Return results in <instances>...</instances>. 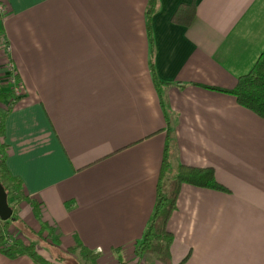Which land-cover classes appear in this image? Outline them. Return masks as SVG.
I'll return each instance as SVG.
<instances>
[{
    "label": "crops",
    "instance_id": "obj_1",
    "mask_svg": "<svg viewBox=\"0 0 264 264\" xmlns=\"http://www.w3.org/2000/svg\"><path fill=\"white\" fill-rule=\"evenodd\" d=\"M193 2L192 25L175 23ZM149 3L6 0L0 116L18 99L2 140L8 168L41 203L59 247L80 243L98 264H167L135 249L156 205L170 119L173 167H213L229 190L182 185L168 222L171 264H264V119L208 88L233 89L264 51V0H158L151 28L160 90ZM18 213L40 231L28 202ZM78 254L74 262L86 263ZM0 264L39 263L0 251Z\"/></svg>",
    "mask_w": 264,
    "mask_h": 264
},
{
    "label": "trees",
    "instance_id": "obj_2",
    "mask_svg": "<svg viewBox=\"0 0 264 264\" xmlns=\"http://www.w3.org/2000/svg\"><path fill=\"white\" fill-rule=\"evenodd\" d=\"M157 8L158 0H150L148 9V31L151 49L150 67L154 82L158 90H160L162 81L158 78L154 66V39L151 28L152 16L157 11ZM2 15L4 14H0V17ZM195 17L196 4L193 2L189 5H181L176 11L173 21L182 26L189 27L192 25ZM12 71L13 78L16 80L15 84L12 86V92L15 94L16 87H19L21 84L19 75L15 73V69H12ZM208 88L235 96L237 102L241 106L253 111L264 119V51L260 54L252 69L248 73L238 77L237 84L233 89H223L219 87ZM17 100L16 97L13 98L10 105L6 108L5 113L0 116V181L5 186L8 198L13 196L16 204L28 202L32 206L36 217H38L42 224L39 232L36 233L33 230L32 232L38 238L44 236V239H48V236L53 235V229L47 222L42 220L41 203L26 195L23 180L10 172L6 160L8 146L2 143L5 137L6 119L12 112ZM161 100L163 103L162 94ZM172 123L170 119L167 120L168 132L162 170L157 185L156 205L143 236L136 242L135 249L139 257L145 254H151L167 264L172 263L171 247L174 242V236L168 229V222L172 213L177 208V200L182 185L190 184L200 188L229 191L225 185L218 181L213 167H195L184 163H178L176 167H173L171 159V140L173 139V135L175 137V127ZM16 223L25 225L15 208L11 219L7 221L0 219V251L5 256L11 259H16L20 256H29L39 264H57V262H62L64 260L63 256H57L56 262L46 259L37 250V243L33 241L26 243L22 236L20 237L11 231V226H17ZM45 233L48 234V236H45ZM51 244L54 246H56V244L58 245L59 239L51 241ZM78 248H81V255L84 259L90 261L91 264H98L97 258L99 254L93 253L80 243L77 246L70 247L68 251L74 253ZM180 264H183V262Z\"/></svg>",
    "mask_w": 264,
    "mask_h": 264
},
{
    "label": "rangeland",
    "instance_id": "obj_3",
    "mask_svg": "<svg viewBox=\"0 0 264 264\" xmlns=\"http://www.w3.org/2000/svg\"><path fill=\"white\" fill-rule=\"evenodd\" d=\"M2 100H5V99L3 96H0V107L4 108L5 103H3ZM9 105L10 104H6V107H8ZM9 203L13 207V209L15 208V210L18 211V204H16V201H15L13 196L9 197ZM16 225L17 226H15V225L11 226V231L13 233H15L16 235L20 234V231H21V233L23 234V236L25 238L29 239L30 241L37 243L41 249L48 252V257L52 261L56 262L57 256H63L64 260L62 262H59L60 264H76V262H74V260L76 259L74 254H77V252H79L80 255L78 254L77 259L82 263H84L86 261V263H84V264H89L90 261H88L87 259H84L82 257L80 248H78V250L76 252L70 253L65 248L59 247L58 245L54 246L53 244H51V241L54 239L53 235L48 236V234H46L45 236H48V239L47 238L44 239L43 238L44 236L42 238H38L37 236L34 237L33 232L31 233L30 230L28 229V227H25V225H23L21 223H16ZM19 229H20V231H19ZM20 236H22V235H20Z\"/></svg>",
    "mask_w": 264,
    "mask_h": 264
},
{
    "label": "water",
    "instance_id": "obj_4",
    "mask_svg": "<svg viewBox=\"0 0 264 264\" xmlns=\"http://www.w3.org/2000/svg\"><path fill=\"white\" fill-rule=\"evenodd\" d=\"M14 209L9 203L8 193L0 181V219L7 221L13 217Z\"/></svg>",
    "mask_w": 264,
    "mask_h": 264
},
{
    "label": "built area",
    "instance_id": "obj_5",
    "mask_svg": "<svg viewBox=\"0 0 264 264\" xmlns=\"http://www.w3.org/2000/svg\"><path fill=\"white\" fill-rule=\"evenodd\" d=\"M8 10L7 4H6V0H0V14H5ZM8 79H9V83L13 86L16 82V80L13 78V71L12 69H10L9 74H8ZM15 93L18 96H22L23 92L21 90V87H16L15 89Z\"/></svg>",
    "mask_w": 264,
    "mask_h": 264
}]
</instances>
